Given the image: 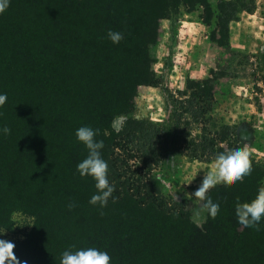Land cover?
I'll return each mask as SVG.
<instances>
[{
    "label": "trees",
    "instance_id": "trees-1",
    "mask_svg": "<svg viewBox=\"0 0 264 264\" xmlns=\"http://www.w3.org/2000/svg\"><path fill=\"white\" fill-rule=\"evenodd\" d=\"M237 1L217 4L211 40L226 49L228 23L244 9ZM180 5H201L207 23L214 13L208 0H10L0 14V92L8 97L0 127L11 128L0 134V233L13 229L15 212L33 218L14 242L21 264H61L66 249L88 247L107 251L111 264H264V222L245 227L235 214L238 199L256 197L262 164L250 158V175L212 186L221 208L200 226L191 201L168 199L153 180L170 148L209 162L236 138L211 114L219 80L235 75L230 67L173 96L170 141L162 124L134 116L137 87L159 82L149 52L158 22ZM109 30L124 39L112 43ZM250 56L253 83L264 82V45ZM84 125L101 130L115 186L103 208L89 203L95 180L77 171L88 153L75 135Z\"/></svg>",
    "mask_w": 264,
    "mask_h": 264
},
{
    "label": "rangeland",
    "instance_id": "rangeland-1",
    "mask_svg": "<svg viewBox=\"0 0 264 264\" xmlns=\"http://www.w3.org/2000/svg\"><path fill=\"white\" fill-rule=\"evenodd\" d=\"M208 1L214 12L208 23L205 22L201 5L193 10L180 5L158 22V40L150 46L149 52L159 82L153 86L137 87L134 116L162 124L165 136L170 141L173 96L185 90L189 80L210 77L211 71L218 66L230 67V72L233 75L235 72V75L219 80L211 114L219 123L231 127L236 141L231 136L230 140L221 144L226 149L246 146L249 158L264 166V82L253 83L248 64L252 60L250 55L264 45V0L237 1L244 9L235 13L228 23L227 49L211 40L219 0ZM247 7L253 8L247 11ZM213 161L190 160L170 148L163 163L153 171V180L168 199L185 198L192 202L191 219L199 226L205 220L197 223L194 218L199 202L194 201L191 194L199 187L204 171ZM12 219L13 229L2 231L1 238L14 243L29 232L33 218L15 212Z\"/></svg>",
    "mask_w": 264,
    "mask_h": 264
},
{
    "label": "clouds",
    "instance_id": "clouds-1",
    "mask_svg": "<svg viewBox=\"0 0 264 264\" xmlns=\"http://www.w3.org/2000/svg\"><path fill=\"white\" fill-rule=\"evenodd\" d=\"M10 6V0H0V14H3ZM107 38L114 44H119L124 39V34L109 30ZM7 93L0 92V108L7 102ZM100 129L88 125L79 127L76 130V138L87 148V156L77 164V171L80 176H91L95 180L97 192L93 194L89 203L99 205L101 208L108 205L109 199L115 200L113 193L115 186L108 178V162L103 158L101 150L104 148V141L98 140ZM0 134L5 136L11 134V128L7 125L0 127ZM247 147H232L224 151H218L211 166L204 171L203 179L199 187L191 194L194 201L199 202V207L194 211V218L197 223L206 220L207 215L218 214L221 203L219 198H213L209 189L219 182L236 183L252 172V163ZM172 161V160H171ZM170 161V162H171ZM160 180L161 177H155ZM70 203L69 208L75 207ZM235 214L238 223L249 228L259 227L264 222V183L258 188L257 195L249 202H240L235 205ZM2 234V233H0ZM15 244L11 241L0 238V264H21L13 249ZM23 264H27L24 261ZM61 264H111V256L107 251L96 247L80 248L73 251L71 248L63 251Z\"/></svg>",
    "mask_w": 264,
    "mask_h": 264
}]
</instances>
